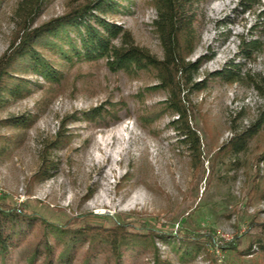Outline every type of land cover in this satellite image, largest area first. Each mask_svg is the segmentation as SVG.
<instances>
[{
    "label": "rangeland",
    "instance_id": "obj_1",
    "mask_svg": "<svg viewBox=\"0 0 264 264\" xmlns=\"http://www.w3.org/2000/svg\"><path fill=\"white\" fill-rule=\"evenodd\" d=\"M22 1L0 0V60L19 42ZM241 1L193 6L197 43L190 59H201L197 81L205 88L190 93L188 108L199 151L179 140L175 117L164 110L168 92L154 87L152 70L129 74L104 59L74 53L67 60L38 47L59 79L32 70L13 74L24 88L0 104V203L33 214L34 225L10 246L8 264H26L23 253L42 225L56 254L61 247L51 227L86 230L72 262L82 264L87 241L121 224L134 238L122 248L124 264H264V124L258 127L264 98L254 86L264 82V48L248 58L241 43H264V0L249 12ZM111 2L116 10L107 20L163 58L151 0ZM77 5L44 0L31 28ZM70 36L80 46L78 33ZM224 71L239 81L213 76ZM256 129L243 150L228 146ZM108 258L101 254L90 264H114Z\"/></svg>",
    "mask_w": 264,
    "mask_h": 264
},
{
    "label": "trees",
    "instance_id": "obj_2",
    "mask_svg": "<svg viewBox=\"0 0 264 264\" xmlns=\"http://www.w3.org/2000/svg\"><path fill=\"white\" fill-rule=\"evenodd\" d=\"M43 1L24 0L17 8L16 15L22 19V23L18 24L19 42L12 45L0 60V104L8 96L20 94L24 88V85L13 79V74L17 70H32L48 81L59 79L61 74L39 52L38 47L57 50L62 58L67 60H70L74 53L95 60L104 59L111 69L123 70L129 74L152 70L158 80L154 87L168 92L169 97L164 103V110L175 117L171 124L179 140L192 152L199 151L200 138L191 125L188 97L190 93L205 88V85L197 81L201 59L195 61L190 59L197 43L196 15L193 6L202 0H151V5L157 13L153 26L163 50L161 59L147 49L139 47L129 31L107 20V16L116 10L111 0H77L78 5L65 16L31 28ZM258 4L259 1L256 0H242L240 6L244 12H249ZM87 19H93L94 23ZM72 32L78 33L80 46L71 38ZM62 43L67 44L69 48L65 49ZM241 43L243 53L248 58L264 48V43L256 38L248 40L242 38ZM213 76L229 83L239 81L236 73L230 71L216 73ZM254 84L264 98V82ZM96 111L93 113L99 115L100 113ZM263 124L264 113L258 121V127ZM256 132L257 129L235 136L228 142V146L236 152L241 151ZM63 139L64 137L61 138ZM33 218L34 215L28 211L19 210L11 204L0 203V264H8L10 246H15L16 239L25 240L26 229L33 228ZM123 227L121 224L117 229L106 231V235L97 240L87 241L89 248L82 264H90L99 255L106 253L114 264H124L122 248L126 247L128 250L129 242L134 238L130 239ZM40 228L23 253L26 264H72L76 244L86 239V230L65 232L61 228L55 227L54 230V227H51L50 231H56L55 245L61 247L56 254L48 240V228L44 225ZM259 246L264 255V242H260Z\"/></svg>",
    "mask_w": 264,
    "mask_h": 264
},
{
    "label": "bare ground",
    "instance_id": "obj_3",
    "mask_svg": "<svg viewBox=\"0 0 264 264\" xmlns=\"http://www.w3.org/2000/svg\"><path fill=\"white\" fill-rule=\"evenodd\" d=\"M112 136H114V133H110V135H109V139L112 137ZM105 148H106V146H105ZM123 147H121L120 149H122ZM105 152H106V157L108 156H110V154L108 155V152H107V150H105ZM105 160V159H104ZM104 164V163H103ZM104 167V165H101L100 167H99V169H102ZM98 169V170H99Z\"/></svg>",
    "mask_w": 264,
    "mask_h": 264
}]
</instances>
